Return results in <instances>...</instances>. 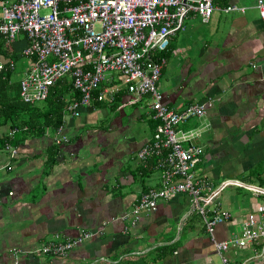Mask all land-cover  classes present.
<instances>
[{"label":"crops","instance_id":"crops-1","mask_svg":"<svg viewBox=\"0 0 264 264\" xmlns=\"http://www.w3.org/2000/svg\"><path fill=\"white\" fill-rule=\"evenodd\" d=\"M213 2L244 11L213 9L206 21L187 13L161 53L156 85L175 111L211 99L203 115L176 128L197 132L189 141L203 150L194 167L208 181L203 193L219 189L205 208L228 217L209 235L178 193L140 212L134 226L121 218L140 193L159 185V172L135 158L154 127L145 97L121 90L77 117L64 115L59 133L14 132L13 156L0 147V264L11 262L12 249L20 250L18 264H220L213 243L238 235L248 212L264 211V20L255 0ZM60 135L67 141L46 164ZM225 180L237 183L220 188ZM83 231L96 233L62 256L35 251ZM258 249L249 243L225 255L230 264H257Z\"/></svg>","mask_w":264,"mask_h":264},{"label":"built area","instance_id":"built-area-1","mask_svg":"<svg viewBox=\"0 0 264 264\" xmlns=\"http://www.w3.org/2000/svg\"><path fill=\"white\" fill-rule=\"evenodd\" d=\"M254 6L264 20V0H255ZM42 9L47 11L40 13ZM213 9L244 11L243 6H218L213 0H0L1 37L10 45L19 33L25 34L26 44L20 50L27 59L19 80L22 101L43 100L54 81L64 75L79 91L77 100L65 107L70 116H77L93 100L111 101L121 90L136 100L145 97V106L156 123L150 138L136 150L135 158L142 163L155 159L159 185L140 193L130 211L121 216L130 226H134L140 212L151 211L158 200L178 193L188 196L190 211L201 217L209 235L215 225L228 217L224 210L205 208L219 189L203 193L208 181L194 169L203 150L189 141L197 132L176 128L189 118L203 115L211 106V99L175 111L163 103L156 85L165 63L161 53L174 32L183 28V17L192 12L206 21ZM13 67L11 59L0 60V72ZM60 130L58 126L55 132ZM53 140L55 144L67 141L63 135ZM3 147L10 156L15 154L9 144ZM236 183L225 180L220 188ZM95 233L83 231L72 238H56L35 251L62 256ZM249 243L259 244L257 264H264V211L248 212L238 235L213 245L220 264H230L225 255L228 247ZM19 254V249H12L9 264H18Z\"/></svg>","mask_w":264,"mask_h":264},{"label":"trees","instance_id":"trees-1","mask_svg":"<svg viewBox=\"0 0 264 264\" xmlns=\"http://www.w3.org/2000/svg\"><path fill=\"white\" fill-rule=\"evenodd\" d=\"M25 44L24 33H19L10 45L0 35V59L4 61L11 58L16 61L23 57L26 61L27 59L20 54ZM13 70L14 68H6L0 73V125L7 124V130L11 131V135L5 133L4 128L0 132L2 148L5 144L16 148L15 143L11 142L14 132L23 136L28 133L42 134L46 128L55 129L62 123L66 105L79 97V91L72 87L71 78L63 76L49 87L46 98L40 101L41 104L26 103L19 96L20 78L18 80L11 78ZM155 123L154 121V125ZM57 149L58 144L55 143L47 149L46 164L53 162ZM145 162L155 168V159L150 158Z\"/></svg>","mask_w":264,"mask_h":264},{"label":"rangeland","instance_id":"rangeland-1","mask_svg":"<svg viewBox=\"0 0 264 264\" xmlns=\"http://www.w3.org/2000/svg\"><path fill=\"white\" fill-rule=\"evenodd\" d=\"M46 11H47V9H42L40 11V13H45ZM0 17H1V10H0ZM198 24H200V23H198ZM201 24H203V23H201ZM24 63H25V60H24L23 57H21L20 60L16 59V61H14V70H13V72L11 74L12 80H18L21 77V72H22ZM36 103L37 104H41L42 102L39 101V102H36ZM124 111H125V113H127L128 112V108H125ZM130 125H131L130 128L133 129V130L135 129V125H136V128H138L137 124H130ZM7 126H8L7 124L0 125V130L3 129V127H4V129H5V127L7 128ZM49 131H50V129L46 130L45 133H48Z\"/></svg>","mask_w":264,"mask_h":264},{"label":"bare ground","instance_id":"bare-ground-1","mask_svg":"<svg viewBox=\"0 0 264 264\" xmlns=\"http://www.w3.org/2000/svg\"><path fill=\"white\" fill-rule=\"evenodd\" d=\"M8 59H11V58H8ZM0 60H1V59H0ZM11 60H12V59H11ZM12 61H13V60H12ZM13 64H14V61H13ZM13 68H14V67H13ZM0 73H1V72H0ZM64 76H67V75H64ZM61 77H63V76H61ZM59 78H60V77H59ZM158 78H159V77H158ZM55 81H56V80H55ZM55 81H54V82H55ZM156 84H157V83H156ZM48 91H49V90H48ZM160 93H161V92H160ZM143 97H144V96H143ZM45 98H46V97H45ZM45 98H44V99H45ZM141 98H142V97H141ZM141 98H139V99H141ZM39 101H42V100H39ZM39 101H35V102H33V103H36V102H39ZM88 106H89V105H88ZM81 109H82V108H81ZM79 113H80V112H79ZM66 114L69 115V113L65 111V115H66ZM77 116H79V114H78ZM77 116H71V117H77ZM59 126L61 127V124H60ZM56 128H57V127H56ZM56 128H55V129H56ZM9 133H10V134H9ZM7 134H8V135H11V131H8Z\"/></svg>","mask_w":264,"mask_h":264}]
</instances>
